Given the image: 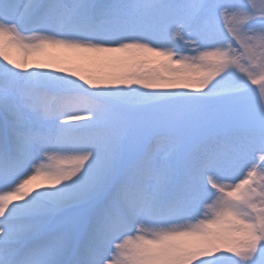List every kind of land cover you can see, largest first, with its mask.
Masks as SVG:
<instances>
[{
  "label": "snow or ice",
  "instance_id": "obj_1",
  "mask_svg": "<svg viewBox=\"0 0 264 264\" xmlns=\"http://www.w3.org/2000/svg\"><path fill=\"white\" fill-rule=\"evenodd\" d=\"M0 264H264V0H0Z\"/></svg>",
  "mask_w": 264,
  "mask_h": 264
},
{
  "label": "bare ground",
  "instance_id": "obj_2",
  "mask_svg": "<svg viewBox=\"0 0 264 264\" xmlns=\"http://www.w3.org/2000/svg\"><path fill=\"white\" fill-rule=\"evenodd\" d=\"M52 56L60 57V58H67V57H74L77 54L67 52L64 50H53L50 53ZM87 70L89 71H96V72H107V71H112L113 69L103 66V65H87L86 66Z\"/></svg>",
  "mask_w": 264,
  "mask_h": 264
},
{
  "label": "rangeland",
  "instance_id": "obj_3",
  "mask_svg": "<svg viewBox=\"0 0 264 264\" xmlns=\"http://www.w3.org/2000/svg\"><path fill=\"white\" fill-rule=\"evenodd\" d=\"M96 72V71H95Z\"/></svg>",
  "mask_w": 264,
  "mask_h": 264
}]
</instances>
